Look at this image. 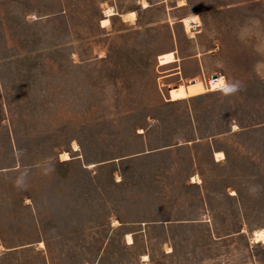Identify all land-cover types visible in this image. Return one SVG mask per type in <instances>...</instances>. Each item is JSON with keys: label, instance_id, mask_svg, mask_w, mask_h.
I'll return each mask as SVG.
<instances>
[{"label": "rangeland", "instance_id": "374dc122", "mask_svg": "<svg viewBox=\"0 0 264 264\" xmlns=\"http://www.w3.org/2000/svg\"><path fill=\"white\" fill-rule=\"evenodd\" d=\"M179 1L0 0V264H264V0Z\"/></svg>", "mask_w": 264, "mask_h": 264}, {"label": "bare ground", "instance_id": "6f19581e", "mask_svg": "<svg viewBox=\"0 0 264 264\" xmlns=\"http://www.w3.org/2000/svg\"><path fill=\"white\" fill-rule=\"evenodd\" d=\"M179 2H180V4L183 3V5H184V3L186 2V0H180ZM110 14H113L111 12V9L110 10H107V17L103 18L102 25H106V24H108L110 22V19L108 17ZM216 154H217V156H220L223 153L222 152H217ZM255 239H256V241H260V240H263L264 241V230L263 229L262 230H259V231H257L255 233Z\"/></svg>", "mask_w": 264, "mask_h": 264}, {"label": "clouds", "instance_id": "9594fccd", "mask_svg": "<svg viewBox=\"0 0 264 264\" xmlns=\"http://www.w3.org/2000/svg\"><path fill=\"white\" fill-rule=\"evenodd\" d=\"M237 90V86L233 85V86H227L224 88V91L226 93H230V92H235Z\"/></svg>", "mask_w": 264, "mask_h": 264}]
</instances>
